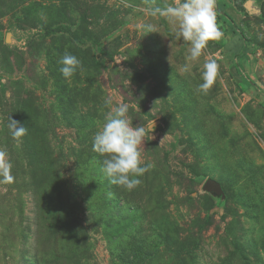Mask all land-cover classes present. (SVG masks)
Instances as JSON below:
<instances>
[{
	"label": "rangeland",
	"instance_id": "obj_1",
	"mask_svg": "<svg viewBox=\"0 0 264 264\" xmlns=\"http://www.w3.org/2000/svg\"><path fill=\"white\" fill-rule=\"evenodd\" d=\"M175 3L0 0V151L14 177H0V264H264V0H216L222 36L195 62L152 15ZM66 52L80 61L70 79ZM120 102L134 127L155 124L132 190L109 182L92 147ZM120 230L150 238L151 255L114 258Z\"/></svg>",
	"mask_w": 264,
	"mask_h": 264
},
{
	"label": "clouds",
	"instance_id": "obj_2",
	"mask_svg": "<svg viewBox=\"0 0 264 264\" xmlns=\"http://www.w3.org/2000/svg\"><path fill=\"white\" fill-rule=\"evenodd\" d=\"M215 5L216 0H176L175 4H168L164 8H153L152 15L163 16L174 23V36L189 43L187 60L195 62L210 40H219L222 36L216 22ZM58 63L61 65L59 71L66 79H70L80 66L79 59L67 52ZM191 67V63H186L183 70L187 72ZM217 74L216 60H206L201 71L203 82L198 85L199 90L206 93L214 84ZM104 103L105 106H110L112 100L108 98ZM127 113L128 105L123 102L110 107L102 127L92 137V147L94 152L104 157L101 171L109 182L132 190L141 183L138 177L152 166L143 163L140 145L147 135L152 136L155 124L153 120L146 127H134L127 118ZM9 130L14 138H19L26 132V128L14 120L10 123ZM11 167L6 154L0 151V177L6 183H11L14 179Z\"/></svg>",
	"mask_w": 264,
	"mask_h": 264
},
{
	"label": "trees",
	"instance_id": "obj_3",
	"mask_svg": "<svg viewBox=\"0 0 264 264\" xmlns=\"http://www.w3.org/2000/svg\"><path fill=\"white\" fill-rule=\"evenodd\" d=\"M55 30L66 31L74 35V33L71 32L68 27L58 26L55 28ZM101 204H102V201H101ZM89 205H90V209L92 210L96 209L94 207L95 204H89ZM110 216L112 218L114 217L112 215ZM101 223L102 225L104 224L103 222ZM114 234H115L114 238H109L111 239V242H112L110 245V249H111V252H113L114 258H116L117 260H121L120 259L122 258L121 256H124L125 258L131 257L132 259L133 258L135 259L140 256L149 257L151 255L150 253L152 251L151 250L152 241L148 242L150 238L145 237V238H138L137 240H134V238H132L131 236L129 237L130 233H125V232H122L121 230ZM111 235L113 234H110L109 237H111ZM153 247H155V245Z\"/></svg>",
	"mask_w": 264,
	"mask_h": 264
},
{
	"label": "water",
	"instance_id": "obj_4",
	"mask_svg": "<svg viewBox=\"0 0 264 264\" xmlns=\"http://www.w3.org/2000/svg\"><path fill=\"white\" fill-rule=\"evenodd\" d=\"M203 189L205 190H215V191H219V184L218 182H216L215 180L212 179H206L204 185H203Z\"/></svg>",
	"mask_w": 264,
	"mask_h": 264
}]
</instances>
